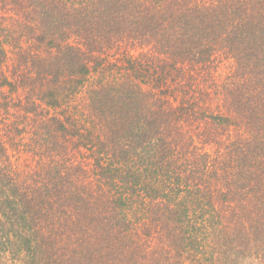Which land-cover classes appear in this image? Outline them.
I'll return each instance as SVG.
<instances>
[{
    "label": "trees",
    "instance_id": "obj_1",
    "mask_svg": "<svg viewBox=\"0 0 264 264\" xmlns=\"http://www.w3.org/2000/svg\"><path fill=\"white\" fill-rule=\"evenodd\" d=\"M12 118L0 264H264V0H0Z\"/></svg>",
    "mask_w": 264,
    "mask_h": 264
},
{
    "label": "rangeland",
    "instance_id": "obj_2",
    "mask_svg": "<svg viewBox=\"0 0 264 264\" xmlns=\"http://www.w3.org/2000/svg\"><path fill=\"white\" fill-rule=\"evenodd\" d=\"M229 70V67L227 64H223L217 72L218 79L224 76L225 73ZM214 93V92H213ZM212 93V95H213ZM214 105L220 104V102L217 99L213 100ZM17 120L15 118H12L9 124L11 123V127L8 128V130L11 131L9 133V138L6 136V133L3 132L0 134V137L2 134L4 135V141L6 143L7 149L9 151V155L14 163H30L31 165L33 164V157L31 155V151L34 148V140H33V130L34 128L30 125L27 128L24 127L25 125L22 124V122H19L18 125H12L13 122H16ZM8 124V125H9ZM16 129H20L24 131L23 134L18 136V132ZM0 130L2 128L0 127ZM82 158L77 155L76 161H80ZM11 264V263H10ZM248 264H259L256 263V261L249 262Z\"/></svg>",
    "mask_w": 264,
    "mask_h": 264
}]
</instances>
